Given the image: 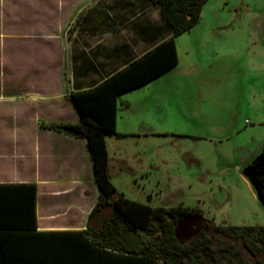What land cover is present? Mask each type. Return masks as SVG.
Wrapping results in <instances>:
<instances>
[{
    "label": "rangeland",
    "instance_id": "1",
    "mask_svg": "<svg viewBox=\"0 0 264 264\" xmlns=\"http://www.w3.org/2000/svg\"><path fill=\"white\" fill-rule=\"evenodd\" d=\"M174 41L177 65L119 96L130 107L117 101L115 134L104 137L109 180L130 201L197 209L215 226L262 227L264 208L241 171L264 147V0H208ZM4 110L11 136L16 112ZM191 224L180 228L183 240ZM234 250L253 262L241 240Z\"/></svg>",
    "mask_w": 264,
    "mask_h": 264
},
{
    "label": "crops",
    "instance_id": "2",
    "mask_svg": "<svg viewBox=\"0 0 264 264\" xmlns=\"http://www.w3.org/2000/svg\"><path fill=\"white\" fill-rule=\"evenodd\" d=\"M169 36L149 0H0V85L15 91L0 92V183L36 184L38 230L84 229L98 198L86 140L40 123H78L71 92L95 86ZM5 105L16 112L11 136ZM25 117L31 127L20 131Z\"/></svg>",
    "mask_w": 264,
    "mask_h": 264
},
{
    "label": "trees",
    "instance_id": "3",
    "mask_svg": "<svg viewBox=\"0 0 264 264\" xmlns=\"http://www.w3.org/2000/svg\"><path fill=\"white\" fill-rule=\"evenodd\" d=\"M149 1L170 36L95 86L71 92L78 123H40L87 142L98 198L85 228L38 230L36 184L0 183V264H264V226H215L197 209L150 207L124 198L109 180L104 137L115 134L117 97L177 65L174 40L197 24L208 0ZM260 153L264 158V147ZM191 220L193 236L183 240L180 228ZM237 240L252 263L234 250Z\"/></svg>",
    "mask_w": 264,
    "mask_h": 264
},
{
    "label": "water",
    "instance_id": "4",
    "mask_svg": "<svg viewBox=\"0 0 264 264\" xmlns=\"http://www.w3.org/2000/svg\"><path fill=\"white\" fill-rule=\"evenodd\" d=\"M259 160L260 158L256 157L253 161H251L249 164L243 167L241 174L247 180L249 185L253 188L259 203H261V198L259 196V190H258L260 184V181L258 179L259 174L256 171V169L259 168V164L257 163Z\"/></svg>",
    "mask_w": 264,
    "mask_h": 264
},
{
    "label": "flooded vegetation",
    "instance_id": "5",
    "mask_svg": "<svg viewBox=\"0 0 264 264\" xmlns=\"http://www.w3.org/2000/svg\"><path fill=\"white\" fill-rule=\"evenodd\" d=\"M261 152V151H260ZM258 153V156L257 157H259L260 158V160L257 162L258 164H259V168L258 169H256V171L258 172V174H259V177H258V179H259V181H260V184H259V188H258V190H259V196H260V198H261V205H262V207L264 208V158H262L261 157V153ZM256 158V157H255ZM255 158H253V160L255 159ZM252 160V161H253ZM251 162V161H250ZM250 162H248L247 164H249ZM246 166V165H245ZM252 188V187H251ZM253 189V188H252ZM255 192V191H254ZM255 195H256V193H255ZM257 197V196H256Z\"/></svg>",
    "mask_w": 264,
    "mask_h": 264
}]
</instances>
